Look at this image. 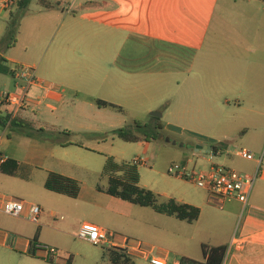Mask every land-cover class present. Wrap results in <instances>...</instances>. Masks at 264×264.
I'll list each match as a JSON object with an SVG mask.
<instances>
[{
    "label": "rangeland",
    "instance_id": "374dc122",
    "mask_svg": "<svg viewBox=\"0 0 264 264\" xmlns=\"http://www.w3.org/2000/svg\"><path fill=\"white\" fill-rule=\"evenodd\" d=\"M62 1L65 2L63 6V17L67 16L65 21L62 18L54 20L48 31L45 27L47 24L43 22V32L26 33L21 38L22 44L14 49L11 48L12 50L6 47L3 49L6 58L11 53L16 57L20 66L35 69L38 77L55 85L60 80L56 78V73L50 67V58L58 40L66 31L68 21L70 22L72 17H79L78 15L82 14V9L79 8L80 0ZM219 9L224 10L225 20L217 19L215 32L209 34V40H212L208 41L211 48L209 51L215 57H226L225 59L229 60V63L232 61L230 57L247 59L248 64L244 65L245 72L251 77L261 79L258 81V91L244 95L246 110L244 108L236 114L231 112L225 114L226 123L229 120H236L233 123L249 124L243 134L241 131H237L229 139V141L231 140V150L235 156H229L225 153L218 155L202 150L198 152L196 148L198 145L191 138L169 135L166 131L160 134H163L165 138H170L171 142H166L165 139L151 138L149 141L151 145L148 150L142 144L124 142L114 136L109 131V127L98 122V118L93 116V110L89 106L90 103L96 105L95 99H102V97L107 96L106 90L97 83L91 84L80 79H71L67 84L69 89L63 87V94L64 96L67 95L68 98H73L69 99L68 103L72 100H79L70 109L74 111L63 112L58 107L48 109L45 119L48 122L55 121L57 123H40L45 128L44 131L14 128L0 130V135L4 140L11 139L14 144L21 142L23 147L38 145L35 141H42L46 138L60 143L73 139L89 144L92 148H98V151L58 145L54 155H48L47 158L42 159L44 161L29 157L33 164L30 166L29 181L22 180L21 177L0 176L1 193L32 203L43 200L48 214L46 217L41 214V223L35 224L28 218L19 221L15 217L0 213V232L2 235H9L8 240L0 238V264H69L70 259V264H111L107 246L94 245L78 237L79 229L85 222H93L108 230L112 235L140 241L147 248L153 247L156 255L160 252H169V264H175L174 259H180V256H193L194 260L203 261V244L214 247L226 242L230 233L240 232L249 211H242L233 205L224 208L217 207L211 202L205 190L199 188L189 179L174 176L168 172L169 167L173 164H180L187 171H201L210 169L213 163L237 171H240L237 165H242L251 170L254 168L253 162L242 159L236 152L247 148L257 158H260L264 152V0H221ZM72 10L77 11L73 13ZM58 11L61 13V8ZM48 13L53 15L52 12ZM23 43L30 47L28 51L25 50ZM202 59L203 54H200L197 71L202 68ZM163 64L162 66L167 69L176 67L173 62ZM212 66L214 69L217 66L219 68L220 65L218 62H213ZM230 68L232 65L229 64L228 71H232ZM214 71H218V69ZM181 80V75H171L166 90H164V84L159 87V84L155 83L148 92L151 93V97L140 100L136 104L127 97H119L118 100L123 108L122 112L116 110L123 118L120 128L126 125H134V121H139L143 127L136 129L138 133H144L150 137L155 135V127L159 122L154 119L152 113H161L156 109L165 110L171 105L174 107L177 103L176 97H169V99L161 101L156 91L161 89L162 92H169L176 88L178 81ZM13 84L10 75H0V100L1 94L7 92ZM250 87L255 86L252 83ZM214 94L209 89H204L205 97L214 98ZM215 96L219 100H233L237 94L228 92L220 94L218 92ZM172 98L175 100L174 102L171 101ZM81 102L88 104L80 107ZM204 102L205 99H203L201 107L198 108L203 112V115L205 112V107H202ZM79 107L82 112L91 116L93 122H96L91 124L98 126V130H103L99 131L104 132L100 136V147L87 142L90 134L87 135L82 132L81 123H77L81 119L77 112ZM64 108L67 109V105ZM175 124L192 134L218 136L219 130L210 132L208 123ZM49 126H56L54 128L57 130H67L72 133L71 137L55 132L46 133V128ZM199 141L206 142L204 145L219 147L220 149L227 143L226 140H222L220 143L201 139ZM24 154H27L26 151ZM109 157L114 158L118 163L131 165H135V158L146 159L148 161L146 165H136L141 177L140 184L160 194L161 202H165L171 197L188 201L194 200L201 210L199 219L193 223L180 221L175 217L158 214L152 208L135 205L110 196L104 191H99L98 187L106 189L108 186V177L104 171ZM53 163L57 166L64 167L66 164L71 166L72 174L81 184V193L78 198L73 199L46 190L44 180L47 173L45 171ZM261 183V179L256 181L254 192ZM36 231L38 238L41 236L42 246L55 248L58 251L53 260L49 259L48 262H43L22 254L24 247L21 243H25L27 238L33 239L30 236H34ZM17 242L19 245L16 244ZM134 264L151 263L143 259H135Z\"/></svg>",
    "mask_w": 264,
    "mask_h": 264
},
{
    "label": "crops",
    "instance_id": "0c3cea01",
    "mask_svg": "<svg viewBox=\"0 0 264 264\" xmlns=\"http://www.w3.org/2000/svg\"><path fill=\"white\" fill-rule=\"evenodd\" d=\"M20 1L21 0H18L16 5L11 9H5L1 4L2 0H0V42L7 32L11 14L17 13L18 11L22 13L16 43L11 47L0 45V61L3 59L4 65L8 66L10 69L18 66L19 62L10 52L8 58L4 56L3 49L5 47L7 49H14L22 44L21 38L26 33L28 34L32 31L39 33L43 32V22L47 24L45 27L48 31V28L54 23V20L62 18V20L65 21L67 18V16L63 17V6L65 2L62 0H47L53 5L52 7L43 6L41 4L42 0H31L29 6L24 10H20L19 8ZM220 1L221 0H80L79 8L82 9V14L78 15L79 17L74 16L70 22L68 21L66 31L58 40L56 48L50 58V67L54 73H56V78H58L60 82L56 85L53 83L49 84L36 74L38 83H35L29 88L25 106L15 111V114H19L23 119L31 121L35 128L33 131H38L39 129H45L40 123H57L55 121L48 122V120L45 119L46 110L58 107L63 112L74 111L70 109L73 105H76L79 100H72V102L70 101L68 103V100L73 98H68L67 95L64 96L63 94V87L69 89L67 84H69L68 81H71V79H80L91 84L97 83L106 90L107 96L102 97L103 100L121 106V102L118 100L119 97H127L131 102L136 104L140 100L151 97V93L148 92L155 83L157 85L159 84V87L164 84V90H166L167 82L171 75L179 74L182 80L178 81L176 88L169 92H162L160 91L161 89L156 91L161 101H165L169 99V97H176L175 100H177L174 107L171 105V107L169 106L165 110L156 109L162 113L159 122L163 125L165 131L169 135H175L180 138H191L197 145L206 144V142H201L199 139L219 143L222 140H226V145H224L222 149L216 150L214 153L218 155L225 153L229 156H235L234 152L231 150V140L229 141V139H231L237 131H241V134H243L244 131L247 130L249 124L233 123L236 122V120H229L228 123H226L225 114L229 112L236 114L244 108L246 110L244 95L258 91V81L261 79L251 77L245 72L244 65L248 64L247 59L242 57H230L232 61L229 63V60L225 59L226 57H215L213 53L209 51L211 48L208 45V41H212L209 40V34L215 32L217 19L221 18V20H225L223 15L224 10L219 9ZM60 8L61 13L58 11ZM8 10L10 12H7ZM72 11L74 13L77 10ZM48 12H52L53 15ZM23 44L25 50L28 51L30 47L25 43ZM200 54H203L202 68L197 71V63ZM165 62H173L176 67L167 69L162 66ZM213 62H218L220 65L219 68L217 66L213 69ZM228 63L232 65V68H230L232 71H228ZM215 69H218V71H214ZM1 74L3 73H0V75ZM4 75H10L14 84L3 94L15 92L16 80L13 74ZM22 83H25V80H23ZM252 83L255 87H250ZM206 88L215 94L218 92H220V94L228 92L234 95L237 94L238 97L236 96L233 100H219L215 94L214 98L210 96L205 97L204 89ZM3 94H1V96ZM203 99H205L202 106L205 107L204 115L202 114L203 112L198 109L201 107ZM175 100H173V98L171 99L173 102ZM69 104L71 105L69 106ZM84 104L87 105L88 103L81 102L80 107ZM66 105L67 109L64 108ZM89 106L93 110V116L98 118L97 120L99 123H102L105 127H109L108 129L111 133L113 130L120 128V124L123 123V118L116 110L111 108H100L97 105H93V103H90ZM80 107L77 112L78 116H81V119H79L77 123H81L80 127L82 132L87 135L90 134L88 135L87 142L94 143L97 147H100V136L103 135L104 132H99L103 130H98V126L91 124L96 122H93L91 116H88L87 113L82 112ZM175 123H208L210 132L213 133L219 130L218 136H212V134H192L186 132L184 128ZM54 127L56 126H49L46 128V133L55 132L61 135L60 132L64 131L57 130ZM68 137H71V135ZM69 141L80 146L73 145L67 147L98 151V148H92L89 144L77 142L73 139ZM35 143L38 145L23 147L21 142L14 144L11 139H2L0 151L8 156V160H14L19 164L28 165L30 167L33 164L30 162L31 160L29 157L44 161L42 159L47 158L48 155H54V152L57 151L56 146H61L60 142H54L48 138L42 141H35ZM139 144H142L146 150H148L151 145L149 141L139 142ZM24 151H26L27 154H24ZM197 151L199 152L201 150L197 149ZM236 154L244 159L240 154V150L237 151ZM263 155L264 152L261 157ZM258 159L259 158L256 157L255 160H250L254 164V168L251 170H248L242 165H237L240 169L239 172L243 171L250 175L255 174L258 168ZM70 167L71 166L67 164L64 167L57 166L54 163L51 164L45 171L47 176L44 180V187L50 172L60 173L76 179ZM0 176L21 177L20 175L11 176L4 174L1 170ZM21 178L22 180H30L29 176L28 178ZM261 181L262 183L257 187L255 192L253 191L249 203L245 208L238 202H232L226 205H233L245 212L247 210L249 214L240 232L230 233L226 242L216 245L226 246L228 248L223 264H264V178H262ZM4 197L12 196L0 192V206ZM175 200L180 203L199 207L198 203L194 200ZM27 203L28 206L25 215L21 218H15L16 220H26L30 204L41 206L42 215L45 217L48 216L43 200H38L37 203ZM208 204L210 205L209 202ZM0 213L5 214L2 211H0ZM162 215L168 216L165 214ZM33 235L34 236H30L33 237V239L38 237L37 231ZM116 237L120 247L123 248L127 246L125 239L129 238ZM0 238L8 240L9 235H2L0 232ZM33 239L27 238L25 243H21L24 247L22 254L43 262H48L46 254L37 247L35 249V254H31V241ZM40 239L41 236L38 238L37 245H42ZM130 241L132 242L134 240ZM16 244L19 245L18 242ZM148 249H153L152 256L164 258L169 264V252H160L156 255L154 254L155 248L151 247ZM129 256L133 261L135 259H143L150 262V259L147 257ZM182 257L187 256H180V259H174V263L181 264ZM187 258L194 260L193 256Z\"/></svg>",
    "mask_w": 264,
    "mask_h": 264
},
{
    "label": "trees",
    "instance_id": "16d2710c",
    "mask_svg": "<svg viewBox=\"0 0 264 264\" xmlns=\"http://www.w3.org/2000/svg\"><path fill=\"white\" fill-rule=\"evenodd\" d=\"M31 0H21L19 2L20 10L26 9ZM41 4L45 7H52L53 5L47 1L42 0ZM22 13L11 14V19L8 25L7 32L0 42V45L11 47L16 43L17 34L19 31L20 20ZM4 60L0 61V73L13 74L14 68L10 69L4 65ZM95 104L100 108H111L119 112L123 108L117 104L111 103L103 99H95ZM158 122L159 118L154 117ZM143 126L139 121H134V125H126L112 131V134L120 140L128 143H139L143 141H150L151 138H158L161 132H165L163 125L159 122L156 125V133L152 137L147 134H140L136 129H141ZM22 128L33 131L34 125L31 121L23 119L19 114H15V109L5 101H0V130ZM38 131H44L39 129ZM61 135L70 136L72 133L64 130L60 132ZM77 145L73 142L61 143V146ZM216 150H220L216 147ZM1 172L11 176L20 175L23 178H28L30 167L28 165L19 164L17 161L8 160L0 167ZM105 175L108 177V186L106 189L98 187L99 191H104L108 195L122 199L135 205L142 207H149L159 214L174 216L181 221L193 223L200 217L201 210L198 207L180 203L174 198H169L165 202H161L160 195L156 192L144 188L140 185V173L136 165L118 163L114 158L110 157L105 165ZM46 190L64 195L70 198H77L81 192V184L77 179L62 175L56 172H50L45 182ZM38 237L31 241V254H35ZM228 248L226 246L202 245L203 261H196L187 257L181 258V264H223ZM108 254L111 259V264H134L133 259L127 254L126 250L121 248H107ZM71 259L69 260V264Z\"/></svg>",
    "mask_w": 264,
    "mask_h": 264
},
{
    "label": "built area",
    "instance_id": "2783aa9c",
    "mask_svg": "<svg viewBox=\"0 0 264 264\" xmlns=\"http://www.w3.org/2000/svg\"><path fill=\"white\" fill-rule=\"evenodd\" d=\"M18 0H2L1 4L5 9H11L16 5ZM13 76L16 80V91L6 93L1 96L0 101H5L15 111L20 110L25 106L26 97L29 88L38 83L36 78V70L28 69L22 66H15ZM25 80V83L22 81ZM2 136L0 135V144ZM240 154L244 159L255 160V155L247 148L240 150ZM264 155L258 159V168L255 174L239 172L218 164H212L210 169L201 171H187L180 164H173L169 167L168 172L174 176L186 178L195 183L199 188L205 190L211 202L220 208H224L227 204L238 202L244 206L249 203L253 194L256 181L264 178ZM8 161V156L0 151V167ZM134 164H147L144 158L134 159ZM28 203L22 199L14 197H4L0 211L15 218H21L25 215ZM42 208L37 204H30L27 218L35 223H41ZM78 237L84 239L94 245L107 246L111 248H122L119 246V241L115 235H112L108 230L101 228L93 223H84L81 225ZM126 250L128 255L142 256L150 259L151 264H168L167 260L159 256H152L153 249H148L144 243L140 241H130L125 239ZM40 251L46 254V258L53 260L58 251L55 248H49L42 245L36 246Z\"/></svg>",
    "mask_w": 264,
    "mask_h": 264
},
{
    "label": "water",
    "instance_id": "95a60500",
    "mask_svg": "<svg viewBox=\"0 0 264 264\" xmlns=\"http://www.w3.org/2000/svg\"><path fill=\"white\" fill-rule=\"evenodd\" d=\"M152 116H153V117L161 118V117H162V113H160V112H153V113H152ZM158 138H159L160 140L165 139L166 142H171V139H170V138H165L163 134H162V135L159 134ZM173 143L176 144V142H173ZM196 148H197L198 150H202V151H204V152H215V151H216V147H214V146H209V145H198Z\"/></svg>",
    "mask_w": 264,
    "mask_h": 264
}]
</instances>
